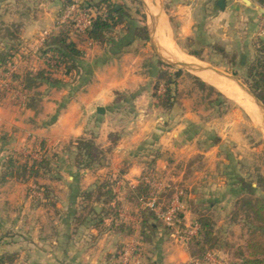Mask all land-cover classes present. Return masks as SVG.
I'll use <instances>...</instances> for the list:
<instances>
[{
  "label": "rangeland",
  "instance_id": "rangeland-1",
  "mask_svg": "<svg viewBox=\"0 0 264 264\" xmlns=\"http://www.w3.org/2000/svg\"><path fill=\"white\" fill-rule=\"evenodd\" d=\"M102 1L0 0V14H3L0 28L3 30L6 24H19V20L13 16L16 9L31 21L44 11L62 15L66 6L74 2L83 9L92 8L97 14L100 11L98 4ZM112 1L126 8L128 19L124 22L131 18L129 25L132 29L143 27L147 30L142 35L146 39H138L132 41V46L118 48L125 36L130 41L135 34H125L126 31L119 25L104 34L105 54H98L99 47L95 51L81 49L84 56L80 66L84 71L91 70L90 81L80 91L71 93L70 89L80 83H73L69 79L71 87L64 89L67 94L59 100L53 112L45 114L44 110H39L37 116H34L41 125H51L53 118L63 113V110H57L59 103L68 97H71V101L93 81H104L105 88L97 103L88 108L82 103L81 108L67 114L68 121L76 118L82 127L80 137L70 136L65 143L59 142L52 146L46 143L43 146V142L36 141L27 147L24 141V146L17 151L0 146V256L13 254L16 256L13 264H22L21 253L16 251L21 250L22 234L29 230L30 237H35L38 231L36 222H42L43 217L59 214L72 216V219H68L70 222L62 224L69 230L80 227L77 221L79 216L87 219L84 224L88 227L86 229L110 228L111 221L105 223L104 219L101 225L91 213L92 209L97 208V214L102 209L111 214V209L101 201L97 202L98 188L107 183L113 188L116 200L120 203L117 214L122 222L132 226L134 231H139L140 214L149 210L158 224L152 245L138 246L143 257L141 264H147L152 259L162 260L163 264L167 255L166 247L177 258L167 264H183L180 253L185 249L189 256L188 263H193L190 242L194 238L201 239L198 238V231L188 241L182 242L179 238L197 225L195 222L199 216L210 220L221 244L220 248L213 249L207 264H231L249 258L252 254L251 245L255 242L263 243L264 236L257 231L253 232L255 225L241 212V199L249 197L236 196L238 185L235 186L234 176L252 182L253 187L259 177L264 176V129L255 107L244 94H222L198 74L172 65L175 62L169 57L163 56L160 51L159 54L155 52L149 38L151 18L147 12V9L154 6L152 0ZM159 4L164 12V0H159ZM260 20L257 17V24H254V38H257ZM171 25L174 27L172 20ZM70 34L82 45L87 42V34H78L73 28ZM150 37H153L152 34ZM213 41L199 37L188 43L183 53L207 68L234 76L248 88L247 68L255 57L256 39L248 41L247 46L242 45L241 50H227V57L211 48ZM241 43H244L243 40ZM10 44L0 39V49L9 50ZM192 53L199 54V57L190 55ZM94 54L98 55L93 61ZM104 60L105 72L103 74L102 70L98 71L101 79H95L98 75H93V70ZM24 62L26 66L20 68L14 62L7 72H0V106L6 103L12 106L23 104L20 90L10 81L11 75L27 67L36 69L40 63L38 61L33 65L27 59ZM177 70H181V73L175 78L173 74ZM165 73L171 75L174 83V105L170 109L159 106L153 97L154 84L160 83L158 92H161L163 81L159 78ZM193 77L212 86L221 96L206 90L199 91L194 86ZM211 78L217 81V78ZM37 90L43 94L51 91L44 85ZM236 98H240V101ZM96 105L104 109L103 114H97ZM109 134L114 135L115 139L110 138ZM79 138L92 140L100 150L98 160L89 169L76 167L75 144ZM9 157L22 168L25 164L30 166L33 162L40 163L42 159L46 160V164L40 168L36 177H30L14 169L7 171ZM140 182L151 187L149 194L152 198L140 200L139 205L134 201L128 202L129 191ZM9 184L12 186L9 188L11 192L5 189ZM256 196H260V193L257 192ZM149 201H154L158 212L177 208L174 225L169 227L159 220L147 206ZM235 212L238 213L236 218L233 217ZM136 242L127 245L137 247ZM192 250L196 249L193 247Z\"/></svg>",
  "mask_w": 264,
  "mask_h": 264
},
{
  "label": "crops",
  "instance_id": "crops-1",
  "mask_svg": "<svg viewBox=\"0 0 264 264\" xmlns=\"http://www.w3.org/2000/svg\"><path fill=\"white\" fill-rule=\"evenodd\" d=\"M247 1L225 0V8L222 9L217 5L218 0H164V12L160 11L159 17L155 21H152V16L156 13V9L152 6L153 8L147 9V12L149 18H151L152 26L154 25L155 27V35L153 37L156 39L160 53L163 56L169 57L173 62L177 60L189 64L193 68L200 67L203 72L198 73V75L210 82L222 94L229 95L235 92L243 94L230 79L208 70L206 66L197 63L194 58L186 55L183 51L186 52L188 43L199 37L214 40L213 44H217L225 51L230 49L241 50L242 45L245 44L244 46H247L248 41L250 42L254 39L264 40V36H258V34H256L257 38H254V24H257V17L258 19L262 17L261 4L256 0ZM2 16L3 14H0V19H2ZM13 16L19 20V24L15 25L20 26L19 38L21 49L25 53L29 52L31 54H34L41 47L45 39L44 33L49 35L56 32V25L59 21L58 15H54L51 11H44L31 21L26 19L27 17H24L25 14L18 9L14 10ZM171 20L174 27L171 25ZM11 24H6L5 26ZM71 40L80 49L95 51L99 47L100 51L98 54H105V45L99 46L97 43H92L88 38L87 42L82 45L72 35ZM242 40L243 44L241 43ZM3 43L6 44V42ZM97 55L94 54L92 56L93 61ZM34 59V62L33 60L31 61L33 65L38 61L40 62L38 58L34 57ZM14 62L20 68L23 65L26 66L24 59L18 55L15 57ZM114 62L115 64L117 63L116 59ZM101 70L104 74L105 60L93 70V75H98L95 79H101L98 74V71ZM211 76L217 78L216 80H219L221 84L219 81H212L213 78ZM133 78L136 79L134 76ZM104 88V81L102 83L96 81L90 83L86 90L77 93L76 97L71 99L65 108L62 109L63 111L61 112L63 113L59 114L51 125H41L34 118V116H37V113L26 109L23 104L18 106H12L7 103L1 105L0 146L6 150L17 151L24 145L30 147L36 141L43 142V146L45 145L44 143L52 146L59 142L65 143V140L70 136L80 137L82 135L80 133L82 127L78 125L76 118L68 121V115L81 108L82 103H85L87 108L97 103L102 97ZM50 90L48 94L44 95L39 107V110H44L45 114L52 113L57 107L59 100L67 94V91L64 89ZM97 108L98 106L96 105L95 109ZM9 188H12L11 184L6 185L5 188L11 192L12 190ZM40 205L44 206L45 204ZM51 206L55 205L51 204ZM79 217L77 221L81 225L73 230L66 229L62 225L70 222L71 220L69 221L68 219H72L73 217L60 214L48 218L43 217L41 219L42 222H36L38 224V231L35 237H32V235L30 237L31 233L29 230H26L22 234L23 240L20 242L21 250L16 249V251L21 253L22 264H116L119 253L123 248L127 244L136 241L137 244L134 245L137 246L136 251L141 263L143 257L139 253L138 246L146 244L150 247L152 245V243L139 242V231H135L132 235H125L116 233L106 228V226L105 230H92L91 227L90 229H86L88 227L84 224L87 223V219ZM12 221L15 222L16 220L12 219ZM106 221L110 220L105 219V223ZM165 252L167 255L163 259V264L172 263L177 260L176 256L171 254L170 249L167 247L165 248ZM180 257L182 259L180 261L183 264L189 262L186 249L180 253ZM151 262L153 264H162V260L160 262V260L152 259Z\"/></svg>",
  "mask_w": 264,
  "mask_h": 264
},
{
  "label": "trees",
  "instance_id": "trees-1",
  "mask_svg": "<svg viewBox=\"0 0 264 264\" xmlns=\"http://www.w3.org/2000/svg\"><path fill=\"white\" fill-rule=\"evenodd\" d=\"M98 13L92 20V25L87 31V38L99 45H105L104 34L110 30L122 27L123 31L128 35L132 36L133 40H126L125 38L121 41L120 46H129L132 41L145 40L142 35L147 30L143 27L132 29L128 21V13L123 5L115 4L112 0H104L98 4ZM61 15V14H60ZM59 15V16H60ZM58 16V20L59 17ZM124 23V24H123ZM0 28V39L6 40L10 44V49H0V72L8 71L9 67L14 65V59L18 55L23 59L32 61L34 57L40 60L38 68L31 69L27 67L23 71L14 72L11 75L10 81L14 87L20 90L21 96L23 97V105L26 109H29L35 113L39 111V107L42 102V98L45 94L39 92L37 89L44 85L47 89H66L71 86L69 79L74 82H79L78 86H73L71 93H76L83 88L90 80L91 70L82 69L80 66V60L83 58L84 53L72 40H71V28L70 24L57 23V30L54 33L49 34L45 37L41 47H39L34 54L25 53L21 49L19 34L20 26L11 24ZM129 37V36H128ZM131 38V37H130ZM117 45V44H116ZM119 45V44H118ZM213 50L219 52L223 57H227L226 51L213 44L211 47ZM255 57L254 60L249 64L247 68V79L248 88L255 95V97L264 105V40L257 39L254 43ZM194 57H199V54H190ZM234 62V56H232L231 64ZM181 70L174 72L173 77H178ZM171 75L168 76L166 73L163 74L159 80L163 81L161 84L162 90L158 92L160 83L154 84L153 97L158 101V105L170 109L174 105V85L171 80ZM194 86L199 91H209L210 93H217L212 86L206 85L200 79L193 77ZM71 97L64 100L63 103L58 104L57 110H62L69 103ZM54 120L56 117L53 118ZM51 121L52 122H54ZM110 138L115 136L109 134ZM116 141V140H115ZM112 141V142H115ZM75 148L77 150V168L89 169L94 166L100 155V150L92 140H85L79 138L76 140ZM45 159H42L40 163L33 162L30 166L26 165L22 168L17 165L15 160L11 157L8 158L6 169L19 173H27L30 177H36L38 171L44 164ZM235 177V190L236 196L246 195L249 198H242L240 203L241 212H243L245 218L251 219V222L255 225L254 233L257 231L261 236H264V176H260L256 181V186L253 187L252 182H247L239 176ZM151 187L146 185L144 182H140L139 185L131 189L127 196V201H134L139 205L140 200H145L146 197H151L149 194ZM97 202H102L105 207L111 209V214H107L106 209H102L101 213L97 214L94 209L91 210L92 215L97 219V223L103 224L104 219L111 221L110 228L116 233L132 235L135 231L134 228L118 218L117 210L120 208V203L117 202L113 188L105 183V186H101L97 190ZM257 192L260 196H256ZM89 197V196H88ZM152 198V197H151ZM105 212V214H104ZM139 222V242L140 243H151L155 235V230L158 227L153 214L149 210H145L140 214ZM105 216V217H104ZM238 213L235 212L233 217L236 218ZM198 226V240L197 238L192 239L190 257L194 261L193 263L186 264H207L205 259L206 255L213 252V249H218L221 244L214 232L212 223L206 217L199 216L197 222ZM193 247L196 249L193 251ZM252 254L245 260H239L232 262L231 264H264V242H255L251 245ZM137 250V247H136ZM121 253V252H120ZM119 253V254H120ZM16 256L13 254H4L0 256V264H13ZM147 264H153L147 262Z\"/></svg>",
  "mask_w": 264,
  "mask_h": 264
},
{
  "label": "built area",
  "instance_id": "built-area-1",
  "mask_svg": "<svg viewBox=\"0 0 264 264\" xmlns=\"http://www.w3.org/2000/svg\"><path fill=\"white\" fill-rule=\"evenodd\" d=\"M261 4L262 17L258 25V36H264V0H256ZM96 15L95 10L92 8H81L80 4L74 2L66 6L63 11L61 18H59V23L70 24L74 31L78 34H87V31L92 25V20ZM46 33L44 36L46 37ZM48 36V35H47ZM147 206L155 212L156 217L161 220L167 226H173L175 219L177 217V208L171 207L164 211H156L154 201H149ZM198 231V226L195 225L191 231H188L185 235L180 236L182 242L188 241L190 237L196 235ZM192 235V236H191ZM211 253L207 254L205 259L209 260ZM116 264H141L140 258L137 255L136 248L134 246L127 245L123 248L119 254Z\"/></svg>",
  "mask_w": 264,
  "mask_h": 264
},
{
  "label": "water",
  "instance_id": "water-1",
  "mask_svg": "<svg viewBox=\"0 0 264 264\" xmlns=\"http://www.w3.org/2000/svg\"><path fill=\"white\" fill-rule=\"evenodd\" d=\"M152 2H153L154 7L156 9V13L152 16V21H155L159 17V13L161 11V7H160V4H159V0H152ZM247 2L249 3V1H247ZM217 5L220 8L224 9L225 8V0H218ZM150 32H151L150 34H152V36L155 35V27H154V25L152 26V24H151ZM150 34H149V38H150L151 43L153 44V48H154L155 52L159 54V48H158L156 39L154 37L151 38ZM172 65L181 67V68L185 69L186 71H188V72H190L192 74H198L200 72H203L202 69H200V68H196L195 70H192L189 65H187L185 63H182V62H175ZM207 69L210 70V71H213L215 73H218L220 76H223V77L228 78L231 81L235 82L243 91H245L248 95H250L253 98V100L256 102V104L262 109L263 116H264V105L255 97V95L246 86L241 84L234 76L223 74V73L218 72V71H216L214 69H211V68H207ZM96 112H97V114L101 115V114L104 113V109L101 108V107H98L96 109ZM95 211L98 212V209L95 208Z\"/></svg>",
  "mask_w": 264,
  "mask_h": 264
},
{
  "label": "bare ground",
  "instance_id": "bare-ground-1",
  "mask_svg": "<svg viewBox=\"0 0 264 264\" xmlns=\"http://www.w3.org/2000/svg\"><path fill=\"white\" fill-rule=\"evenodd\" d=\"M175 62H180V61H177V60H175ZM183 63V62H182ZM186 64V63H185ZM187 65H189V64H187ZM190 67H191V69L192 70H195L194 68H197V67H192L191 65H189ZM200 68V67H199ZM217 82H218V80H217ZM233 84H235L236 85V87L245 95V96H247L249 99H250V101L252 102V104H253V106L255 107V109H256V113H257V116H258V118H259V120L261 121V124H262V126H263V129H264V116H263V111H262V109L256 104V102L253 100V98L250 96V95H248L245 91H243L235 82H233V81H231ZM220 83V82H219ZM221 84V83H220ZM223 86V85H222ZM231 94H234V96H238L237 94V92H235V93H231ZM240 98H236V100H239ZM240 101V100H239ZM238 101V102H239ZM244 101V100H243ZM249 111V110H248ZM253 115H255V114H253Z\"/></svg>",
  "mask_w": 264,
  "mask_h": 264
}]
</instances>
